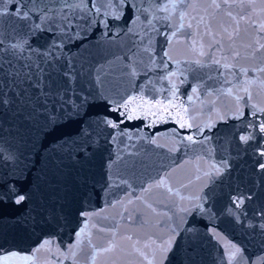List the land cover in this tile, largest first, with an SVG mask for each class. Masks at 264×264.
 <instances>
[{
    "label": "snow or ice",
    "instance_id": "6c2138e0",
    "mask_svg": "<svg viewBox=\"0 0 264 264\" xmlns=\"http://www.w3.org/2000/svg\"><path fill=\"white\" fill-rule=\"evenodd\" d=\"M260 3L264 5V0ZM254 4L255 0H240L239 4L235 0H213L210 7L243 11L254 10ZM190 7L193 5L189 0H0V206L27 205V211L14 220L15 224L34 228L69 222L71 202L90 199L98 186L99 191L124 186L131 189L130 169L116 167L118 162L127 163L125 153L135 156L131 150L134 145L125 144V138L141 139L140 133L145 129L171 121L176 124L171 129L176 139L170 151L195 152L199 146L197 160L207 163L208 170L203 173L207 181L195 194L180 196L176 218L170 217L172 222L166 230L152 240L149 253L138 248L134 251L147 264H207L209 256L212 264H264V104L252 102L253 93L248 87H240L264 86V59H257L264 53V43L259 39L264 37V25H257L248 17L257 30V39L247 46L256 64L237 68L228 62L224 36L212 31L208 14L204 35L211 43L205 46L201 42L197 51L193 41L196 58L181 64L172 60L164 44L170 46L174 37L192 28L196 17L189 16ZM226 15L235 19L231 11ZM204 19L199 18L198 28ZM235 37L236 32L228 33L229 40ZM99 45L120 50L119 56L108 61L107 68L94 66L83 55ZM216 52L220 58L215 57ZM239 55L232 52L233 61ZM113 65L118 66V79L130 82L131 88H104L105 79L117 73ZM204 69L217 75L206 74ZM241 75L246 79L241 81ZM205 78L222 81L221 87H207ZM187 88L191 89L187 102L202 94L235 93V107L217 112L215 121L197 124L181 99L182 89ZM156 94H161L163 100L156 99ZM137 99L141 103L132 107ZM160 108L165 113L163 119L158 118ZM174 108L182 109L187 120L179 112L173 115ZM137 119L147 123L135 133L123 128L126 122ZM228 121L237 123L221 145V138L214 136L212 130L217 123ZM184 129L186 133L180 131ZM150 142L156 144L155 137ZM113 144L115 160L112 151L104 156L106 146ZM120 144H124L123 151ZM41 149L43 179L30 184L28 176ZM249 150L256 179L247 187L240 182L234 188L226 185L227 191L222 195L228 199L221 215L229 217L240 229L258 234L260 254L253 259L242 243L228 241L223 252L213 256L209 242H219L223 237L217 226L202 231L195 222L207 218L211 225L217 219L214 189L231 179L233 161L241 155L249 156ZM232 151L236 152L235 157ZM98 156L102 158L99 173L93 168ZM164 183V176L149 178L148 187L141 184L140 188L148 191L153 184L160 187ZM167 191L171 193L173 189L169 187ZM175 194L179 196L178 191ZM254 200L256 206L250 215L248 207ZM92 215L79 212L83 223L75 230V242L61 250L57 236L50 235L33 249V255L48 246L57 264H64L65 260L80 264L78 255L87 243L90 252L85 264H96L99 255L115 246L112 242L108 248L93 246L90 233L85 240ZM13 259L29 260L31 256L11 251L0 255V264Z\"/></svg>",
    "mask_w": 264,
    "mask_h": 264
},
{
    "label": "water",
    "instance_id": "95a60500",
    "mask_svg": "<svg viewBox=\"0 0 264 264\" xmlns=\"http://www.w3.org/2000/svg\"><path fill=\"white\" fill-rule=\"evenodd\" d=\"M212 2L213 0H189L193 7L188 9V14L196 17V20H193L191 29H185L184 34L174 37L170 46L166 43L164 44V48L169 51L172 60L180 61L181 64H184L195 59L193 41L196 42L195 48L197 51L201 42L205 46L211 43L210 38L204 35L205 24L209 23L208 14H211V29L214 33H220L224 36V50L228 54V62L235 63L237 68H248L255 65L256 59L247 50V46L257 39V30L248 17L255 20L257 25H264V11H261V9H264V5H261L260 0H255L254 10L246 9L242 11L240 8L215 10L210 7ZM218 2H223V0H218ZM235 2L239 4L240 0H235ZM228 11L233 13L235 19L226 15ZM241 15H244L245 19L240 20L239 17ZM201 16L205 18L204 24H201L198 28L197 21ZM187 22L186 19L185 23L187 24ZM237 26L239 28L238 32ZM225 28L228 30L227 32H224ZM232 32H236V37L234 40H229L228 33ZM259 39L261 43H264V37ZM205 50H207L206 47ZM232 52H239L240 54L235 61L232 59ZM120 54V50L115 46L107 45L93 46L89 51L83 53L84 56L90 58L94 66L103 65L105 68L108 67V61L113 60L114 57ZM215 57L220 58V53L216 52ZM257 59H264V53H261ZM113 67L117 68V73L105 79L104 88L119 91L131 88L130 82L118 79V66L113 65ZM172 67H175V65L173 64ZM204 73L213 76L217 75L216 72L209 73L208 69H204ZM239 79L242 81L246 77L241 75ZM140 82L143 83L144 79H141ZM193 82L195 83L196 81ZM205 83L209 88H220L222 81H209L205 78ZM231 86L227 85V87ZM156 87H159V84ZM240 87L249 88L254 97L252 102L264 104V86L252 84L240 85ZM148 88L151 89L152 85H149ZM190 91V88L182 89L181 99L185 101L184 106L195 117L197 124L210 123L217 120V112L233 109L236 104L235 93L230 96L227 93L217 95L215 92L212 95L202 94L199 97H194L191 102H187L186 96ZM145 95L147 96V92ZM156 99L163 100V96L156 94ZM140 103L141 101L137 99L132 107ZM164 103L166 104L167 101H164ZM174 103H179V101ZM153 111H157V109L154 108ZM247 111L245 109L246 114ZM177 112L187 120L188 117L182 109L174 108L172 114L176 115ZM164 115L163 108H160L158 118L163 119ZM145 123L147 121L141 119L132 120L126 122L123 128L135 133ZM236 123V121H228L227 124L219 122L212 130L214 136L221 138V145L224 144V138L231 134L232 128ZM174 127H176V124L171 121L159 123L154 128L145 129L144 132L140 133L141 139H136L134 136L131 141H128L125 138V144L134 145L131 150L135 153V156H128L125 153L127 163L118 162L116 167H128L130 169L128 176L132 178L131 189L124 186L108 191H99L98 186L96 193L90 199L84 200L81 198L71 202L69 222L61 221L60 224L53 223L47 227L43 225L34 228L25 227L15 224L14 220L24 215L27 211V205L19 207L12 204L0 206V250L4 254L18 251L21 255L31 256L29 260H11L14 264H57V260L50 256L48 246L41 248L34 255L33 249L37 248L50 235L57 236L62 243L61 250L66 248L68 243L75 242V230H78L83 223L79 212L88 211L94 213V215L88 218L85 240L88 239V234L90 233L93 246L108 248L109 242H112L115 246L112 251L99 255L96 264H147V261L143 260L134 251V248H138L146 254L149 253L152 240L166 230L167 225L172 222L169 219L170 217L176 218L177 205L181 203L180 196L186 197L195 194L207 181V177L203 174L208 170L207 163L204 159L197 160V155L200 152L199 146H197L195 152H186L183 149L179 152L170 151L174 147L176 139L171 133V129ZM180 131L182 133L187 132L186 129ZM153 137L156 139V144L150 142ZM119 147L122 151L124 150V144H120ZM115 149V144L106 146L104 156L109 151H112L113 159L115 160ZM250 152L251 150H249V156L241 155L240 158L233 161L231 179L226 180L225 185L218 184L214 189L216 193L214 202L217 219L211 225L207 218L195 222V227L202 231H206L208 227L213 225L217 226V231L223 237V240L219 242L216 240L209 242L208 247L212 250L213 256L218 257V254L223 252L228 241L242 243L247 249V254L252 256L253 259L260 254L259 235L240 229L229 217L221 215V211L228 199L226 195H222L223 192L227 191L226 185L234 188L236 182H240L242 187H247L256 179L253 174L254 169L250 167L252 163ZM232 156H236L235 151H232ZM43 158L44 149H41L40 154L35 157V168L28 176L30 184L41 183L43 179L41 170L44 168ZM101 162L102 158L98 156L93 165L94 171L97 173L101 170ZM197 169L200 171L198 172ZM160 176L165 177L163 186L157 187L153 184L148 191H141V184L147 188L149 178L158 179ZM169 187L173 189V192L167 191ZM177 191L179 196L175 194ZM129 200L132 202L128 203ZM255 206L256 201L254 200L248 207L250 215ZM51 250L52 253H55V245L51 246ZM89 252L88 244L84 243L82 251L78 255L80 264H85ZM59 259H63V257H59ZM64 264H72V262L65 260ZM207 264H212L211 256L208 257Z\"/></svg>",
    "mask_w": 264,
    "mask_h": 264
}]
</instances>
